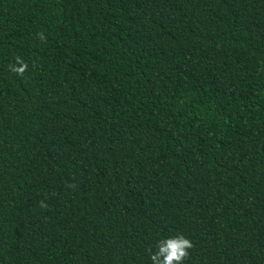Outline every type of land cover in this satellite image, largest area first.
<instances>
[{"label":"trees","instance_id":"trees-1","mask_svg":"<svg viewBox=\"0 0 264 264\" xmlns=\"http://www.w3.org/2000/svg\"><path fill=\"white\" fill-rule=\"evenodd\" d=\"M178 234L264 264V0H0V264Z\"/></svg>","mask_w":264,"mask_h":264},{"label":"clouds","instance_id":"clouds-1","mask_svg":"<svg viewBox=\"0 0 264 264\" xmlns=\"http://www.w3.org/2000/svg\"><path fill=\"white\" fill-rule=\"evenodd\" d=\"M39 38L43 41L45 37L43 33H38ZM27 65L21 58H17L15 65H10L9 70L17 75H22L26 70ZM41 208L48 206L41 201ZM193 247L190 239L183 234L167 237L157 242L156 251L151 253L150 259L152 264H183V261L189 256V249Z\"/></svg>","mask_w":264,"mask_h":264}]
</instances>
